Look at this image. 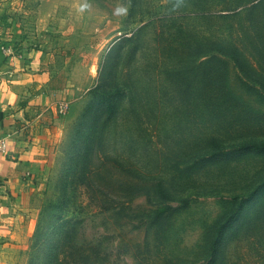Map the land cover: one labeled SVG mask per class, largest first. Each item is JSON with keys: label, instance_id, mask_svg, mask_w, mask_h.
Masks as SVG:
<instances>
[{"label": "rangeland", "instance_id": "obj_1", "mask_svg": "<svg viewBox=\"0 0 264 264\" xmlns=\"http://www.w3.org/2000/svg\"><path fill=\"white\" fill-rule=\"evenodd\" d=\"M0 30L72 94L0 264H264V0H0Z\"/></svg>", "mask_w": 264, "mask_h": 264}, {"label": "crops", "instance_id": "obj_2", "mask_svg": "<svg viewBox=\"0 0 264 264\" xmlns=\"http://www.w3.org/2000/svg\"><path fill=\"white\" fill-rule=\"evenodd\" d=\"M33 41L30 34L5 37L0 30V135L7 138L0 152V234L16 226L49 171L67 113L58 106L72 98L68 86L55 85L59 70L51 56L59 43ZM4 45L15 54L5 56Z\"/></svg>", "mask_w": 264, "mask_h": 264}, {"label": "built area", "instance_id": "obj_3", "mask_svg": "<svg viewBox=\"0 0 264 264\" xmlns=\"http://www.w3.org/2000/svg\"><path fill=\"white\" fill-rule=\"evenodd\" d=\"M119 37L124 35L122 30H119ZM125 35H129L128 33H125ZM1 50L4 52L5 56H13L15 54V48L12 45H4L1 46ZM70 101L65 100L58 106V111L60 113H66L69 109ZM7 149V138L3 135H0V152H3Z\"/></svg>", "mask_w": 264, "mask_h": 264}, {"label": "trees", "instance_id": "obj_4", "mask_svg": "<svg viewBox=\"0 0 264 264\" xmlns=\"http://www.w3.org/2000/svg\"><path fill=\"white\" fill-rule=\"evenodd\" d=\"M128 36H129V35H128ZM217 50H218V49H217ZM219 52H220V50H219ZM240 66L242 67V65H240ZM94 172H95V173H98L99 171H98L97 169H94ZM158 185L161 186V181L158 182ZM71 231H72V230H67V231H66V234H67L66 237H70ZM68 245H69V247H71V243L68 244ZM74 250H75V248H73V251H74ZM68 252H71V253H72V250L70 249V250H68ZM68 252H67V253H68ZM65 253H66V252H65ZM86 255H87V259L89 258V263H88V264H90V261L92 260V257L94 258V263H98V264H99V262H101V261H100L101 256H100V254H99V249H98V248H93V250L90 251V252H88ZM76 257H77V256L75 255V257H74L75 261H76ZM98 261H99V262H98ZM76 264H82V263L76 261Z\"/></svg>", "mask_w": 264, "mask_h": 264}, {"label": "clouds", "instance_id": "obj_5", "mask_svg": "<svg viewBox=\"0 0 264 264\" xmlns=\"http://www.w3.org/2000/svg\"><path fill=\"white\" fill-rule=\"evenodd\" d=\"M116 11L117 12H124V11H126V9H124V8H118Z\"/></svg>", "mask_w": 264, "mask_h": 264}]
</instances>
